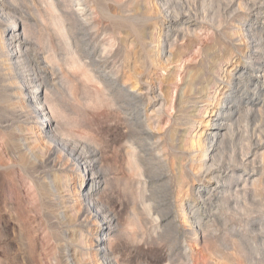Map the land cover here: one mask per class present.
Here are the masks:
<instances>
[{
    "label": "rangeland",
    "instance_id": "obj_1",
    "mask_svg": "<svg viewBox=\"0 0 264 264\" xmlns=\"http://www.w3.org/2000/svg\"><path fill=\"white\" fill-rule=\"evenodd\" d=\"M251 1L0 0V264H99V242L117 264H264V14ZM20 40L56 71L40 101L58 138L98 153L87 180L112 226L80 227L81 170L60 151L64 169L46 164L49 141L19 118L21 59L7 56ZM239 82L247 95L230 101L254 104L223 118L232 133L206 177L198 136Z\"/></svg>",
    "mask_w": 264,
    "mask_h": 264
},
{
    "label": "bare ground",
    "instance_id": "obj_2",
    "mask_svg": "<svg viewBox=\"0 0 264 264\" xmlns=\"http://www.w3.org/2000/svg\"><path fill=\"white\" fill-rule=\"evenodd\" d=\"M251 3H252L251 8L254 9V11L256 13L264 14V0H252ZM50 6L52 7L54 5H50ZM81 13L85 16L86 15V9L83 10ZM80 16H82V15H80ZM84 18L87 19L86 16ZM9 32L12 33V36H14L16 29L12 28ZM28 42H30V41L20 40V44L17 45L14 49L15 51L13 53L12 52L9 53L7 56L8 61L13 60L14 58H16V56L18 59H21V61L18 62V65L17 66L15 65L16 67H14L13 69H10V71H11L10 75L12 74L11 76L15 77V80L17 82L15 85L18 89V92L16 91L17 92L16 93L17 99L19 101H21L23 103V105L25 104L24 106L27 109L26 111L24 110L25 112L21 113L20 117L19 116L18 117L20 119L24 120L28 125H34L38 129V132H39L38 137L39 138L41 137V141H44V140H46V142L49 141V143L52 147V150L49 151L46 155L44 154L45 155L44 161L46 162V164H48L49 166L54 168V170H56V169L62 170V168H63L62 164L60 162H58L57 161L58 159L56 160V158L54 157V155L60 151L62 153V155L67 157V160L71 162L72 167H74L75 169L81 170L80 177L82 178V181H83L81 188L86 189L89 186V189L87 190L88 192L82 196L84 202L82 204V207L79 208L80 210L78 209L80 212L78 214L79 218H77V219L81 222V223H79L80 227L81 226L84 227L85 225H89L90 220L93 223H98L100 225L112 226L117 221L116 215H114L113 213L108 211V209L105 208V206L101 204L102 202H99L101 200L98 199L99 201H95L92 198V194L90 193V190L92 189L93 184L95 183L96 180H93V179L87 180L88 173H90V172L95 173V170L97 168L99 169V165L97 164V160H98L97 154L98 153L96 150H93V148L89 147V145H87V143L85 144L82 141H80V142L76 141V140L75 141L74 140L73 141H69V140L64 141L65 139H63V138H62L63 140H61V138H58L59 136L57 134V131H54L52 129L51 123H52V121L56 120L57 117H55L53 115L54 113L51 110V108L53 107V106L51 107L52 102H51V104H49V103H47V101H45V102L40 101V97H41L40 91L42 89L49 91L50 88H54V87L58 86L56 83V79L54 78L56 76V71L53 69V67H51L49 65L50 63H48V62L44 63L41 61V57L39 54L40 52H38V50H37L40 47L37 48L38 45L36 46L35 44H32L35 47L34 53H32V49H33L32 46L31 45L26 46V43H28ZM23 43H25V44H23ZM17 51H18V54L15 55V52L17 53ZM10 62H12V61H10ZM10 62H9V64H10ZM19 63H21V64L19 65ZM248 71L249 70L246 68L243 70V72H246V73H248ZM263 77H264V74H263ZM13 81H12V83H13ZM240 84H241L240 82H239V84H235V85H233V83H232L233 86L229 87V92L224 94V96L221 98L222 99L221 101L219 100L221 103L219 106H217L218 109L214 110L212 112V117H215L216 120L215 121H212V120L208 121L207 122L208 128L206 130H204L200 136H198V138L204 137V139H201L199 141L200 148L203 151V153L201 155L202 158H201V161L199 163H200V169L204 170V173H205L204 176H206V177L215 178L216 174L218 173V171L214 170L212 167H210L206 161H208V160L211 161L212 156H214V153L217 151V148H218L217 146L224 142L223 139H224V136L226 134L222 133V130H226L227 133H229V132L232 133V125H234V123L231 125H227L224 123L223 118H227L229 121H232L234 119V117L237 115V110L239 109L240 106L247 107L249 105L254 104L252 99L248 98V97L245 98L246 101L245 100L240 101L238 104L232 103L230 101L232 96H234L235 94L240 93L242 95H247V92L245 89L248 88L249 86L244 85L242 87V86H240ZM209 97L205 98V99H215V98H209ZM208 102H210V101L204 100V101H202V104L204 103V105L207 106ZM224 104L226 105V108L223 110L220 107H222ZM53 108L56 109V107H53ZM46 110H50V112H48V113H50V115H49V117L43 119V114ZM53 133H54V136H52ZM37 140H40V139H37ZM60 148H61V150H60ZM47 149H48V146H47ZM58 154H60V153H58ZM42 166H43V164H42ZM101 171H102V169H101ZM95 175H97V174H95ZM86 181H88L87 185L84 186ZM70 204H72V203H70ZM183 217L186 220L189 219L188 216L186 215V212H184ZM189 225H192V224H189ZM90 226H91V224H90ZM191 230H190V232L192 233ZM188 233H189V231H188ZM195 234H196V238L194 240L196 241L197 246H199L200 245L199 240H198L199 236H198V233H195ZM192 235H194V232ZM99 241H101V240H99ZM109 249L110 248L103 247L100 244V242L97 243V245H95V255L97 257H100V259L102 261V262H100L101 264H117L116 259H113L111 257L112 253L110 252Z\"/></svg>",
    "mask_w": 264,
    "mask_h": 264
}]
</instances>
